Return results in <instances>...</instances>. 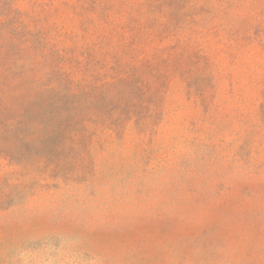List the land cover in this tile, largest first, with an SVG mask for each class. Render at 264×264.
I'll use <instances>...</instances> for the list:
<instances>
[{
    "label": "rangeland",
    "instance_id": "1",
    "mask_svg": "<svg viewBox=\"0 0 264 264\" xmlns=\"http://www.w3.org/2000/svg\"><path fill=\"white\" fill-rule=\"evenodd\" d=\"M0 264H264V0H0Z\"/></svg>",
    "mask_w": 264,
    "mask_h": 264
}]
</instances>
